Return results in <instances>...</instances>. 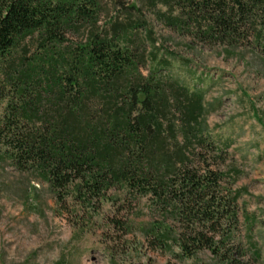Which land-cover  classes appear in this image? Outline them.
<instances>
[{"label": "trees", "instance_id": "16d2710c", "mask_svg": "<svg viewBox=\"0 0 264 264\" xmlns=\"http://www.w3.org/2000/svg\"><path fill=\"white\" fill-rule=\"evenodd\" d=\"M158 2L180 11L172 28L231 47L246 40L264 55V0ZM103 10V0H0V144L71 213L147 197L162 219L146 229L157 247L250 264L241 192L210 163L223 150L206 131L203 92L160 69L145 74L157 57L120 23L101 29ZM253 257L261 261L259 249Z\"/></svg>", "mask_w": 264, "mask_h": 264}, {"label": "rangeland", "instance_id": "374dc122", "mask_svg": "<svg viewBox=\"0 0 264 264\" xmlns=\"http://www.w3.org/2000/svg\"><path fill=\"white\" fill-rule=\"evenodd\" d=\"M172 5L103 0L99 27L120 23L144 41L150 59L157 57L147 62L145 74L160 69L162 77L203 92L206 131L223 150L221 157L209 154L210 163L227 173L225 185L241 192L239 218L249 263L264 264V55L246 40L231 47L172 28L168 17L180 14ZM165 59L169 64L159 62ZM125 203L109 199L96 210L77 206L71 213L58 205L47 182L19 170L0 144V264H218L207 250L181 259L157 247L146 229L162 219L149 199ZM119 219L129 225L127 233L113 222ZM254 248L260 262L253 260Z\"/></svg>", "mask_w": 264, "mask_h": 264}]
</instances>
